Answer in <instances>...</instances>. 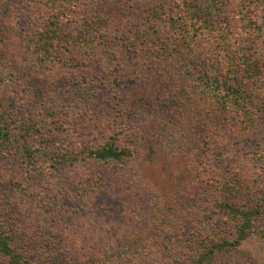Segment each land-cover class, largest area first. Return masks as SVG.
<instances>
[{
	"label": "rangeland",
	"instance_id": "rangeland-1",
	"mask_svg": "<svg viewBox=\"0 0 264 264\" xmlns=\"http://www.w3.org/2000/svg\"><path fill=\"white\" fill-rule=\"evenodd\" d=\"M35 1L0 0V98L14 102L17 118L43 124L53 119L45 110L56 108L75 136L122 130L134 156L118 165L37 168L20 156L0 154L5 229L50 240L82 264H174L183 251L169 234L201 226L205 212L213 210V178L222 167L261 179L255 183L258 197L264 186V112L251 107L256 121L247 132L241 125L248 115L199 100L171 62L175 53L163 50L180 42L176 28L148 21L158 4L152 0H80L79 16L107 20L105 40L118 58L114 67L94 58L38 65L28 35L43 22ZM221 2L225 21L198 36L205 58L246 42L253 59L264 64V0ZM177 11L168 6L163 18ZM60 130L62 142L68 135ZM216 149L224 153L221 158ZM82 186L83 203L74 195ZM219 263L264 264V213L251 241Z\"/></svg>",
	"mask_w": 264,
	"mask_h": 264
},
{
	"label": "trees",
	"instance_id": "trees-1",
	"mask_svg": "<svg viewBox=\"0 0 264 264\" xmlns=\"http://www.w3.org/2000/svg\"><path fill=\"white\" fill-rule=\"evenodd\" d=\"M152 1L158 4L152 9L148 21L152 26L158 22L163 27L169 25L172 27L170 31L176 28L180 42L175 46L167 43L163 50L175 53L170 58L171 62L184 73L182 77L188 81L191 92L199 100L207 99V103L214 108L217 106L225 112L248 115L247 121L241 125L248 132L256 121L251 107L258 109V114L264 112V64L253 59L245 41V45L238 44L236 50H226L217 58H205L206 50L201 47L202 42L198 38L204 32L216 31L217 26L225 21L221 0H175L172 4L165 0ZM35 2L40 4L37 16L43 22L39 25L36 23L28 35L38 65L79 64L92 58L108 67L116 65L117 54L105 40L108 38L105 18L79 16L80 0ZM168 6L170 10L176 8L179 11L163 18ZM129 44L135 49L136 43L131 41ZM160 51L159 48L156 52L161 54L163 60L167 53ZM3 81L4 76H0V85ZM45 112L53 118L51 123L43 124L34 117L26 120V116L19 119L14 102L6 95L1 97L0 154L20 156L30 166L37 168L48 167L49 164L66 167L75 163L118 165L133 159L134 152L124 141L122 130H102L87 137L75 136L73 132H68V125L60 121L56 108L53 111L46 109ZM61 128L68 136L59 142ZM214 153L218 158L224 155L219 149ZM261 160L264 174V152ZM222 169L219 176L213 178L216 182L213 210L205 212L201 226L169 234L173 241L180 242L183 251L182 258L175 259L174 264H220L219 260L235 254L254 236L256 221L264 213V186L255 197L257 177L251 179L246 170L243 173L237 167L225 166ZM2 191L0 187V264H82L74 257L75 254L57 248L50 240L31 237L25 230L8 232L2 220ZM86 192L87 187L84 186L74 195L83 203ZM149 220L148 216L143 222ZM82 256L84 258L85 254Z\"/></svg>",
	"mask_w": 264,
	"mask_h": 264
}]
</instances>
